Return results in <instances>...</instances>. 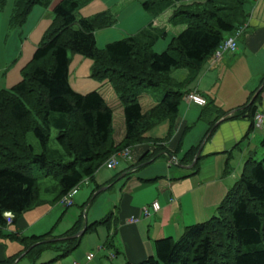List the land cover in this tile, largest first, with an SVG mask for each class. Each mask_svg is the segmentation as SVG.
<instances>
[{
	"label": "trees",
	"instance_id": "1",
	"mask_svg": "<svg viewBox=\"0 0 264 264\" xmlns=\"http://www.w3.org/2000/svg\"><path fill=\"white\" fill-rule=\"evenodd\" d=\"M50 1L13 0L11 21L23 19L33 5L46 8ZM88 1L57 2L52 7L50 24L21 68V78L9 88L0 89V225L6 222L5 212L12 215V220L39 202L41 191L52 194V200L58 201L83 180H93L103 161L121 149L150 143L154 151L149 159L167 154L165 147L173 134L178 106L187 93L180 88L198 75L222 39L243 24L245 6L251 0H204L192 10L177 6L169 21L177 20L184 28L171 37L161 52H154L152 46L165 36V31L150 25L96 48L94 31L110 25L114 18L106 12L77 16V10ZM175 1L145 0L141 6L154 16L174 6ZM67 51L90 58L91 75L106 78L117 95L124 124L118 142L111 137L112 110L101 93L97 90L79 93L70 87ZM180 67L187 69V76L182 82L170 84V70ZM160 83L164 85V93L142 111L139 93ZM262 90L229 117L245 115L252 120ZM209 105L210 101L205 100L199 117L213 108ZM216 112L209 124L225 111ZM161 120L166 121L165 134L147 136L146 131ZM252 126L251 121L250 129ZM29 133L37 142V151L27 140ZM51 139L57 147L49 145ZM259 143L264 148V137ZM197 148V145L189 147L177 164L190 162ZM142 158L138 160L139 166ZM197 168L195 161L191 173ZM39 178L51 180L52 187L41 189ZM109 221L107 213L85 223L83 234L98 225L109 230ZM81 228V219H77L63 231L60 245H56L58 255H65L77 246L80 237L68 236ZM49 234L13 237L22 243L23 255L30 264H36L39 252L56 243L45 240ZM127 264H264V158L244 161L241 173L212 215L185 226L177 239L154 240L151 255Z\"/></svg>",
	"mask_w": 264,
	"mask_h": 264
},
{
	"label": "crops",
	"instance_id": "2",
	"mask_svg": "<svg viewBox=\"0 0 264 264\" xmlns=\"http://www.w3.org/2000/svg\"><path fill=\"white\" fill-rule=\"evenodd\" d=\"M59 1L51 0L47 6L48 9L50 8L52 11V7ZM93 1H88L79 9ZM143 1L145 0H118V5L114 6L120 7L119 12H113L109 7L99 11L109 13L114 21L110 25L95 30L94 40L98 36L103 38L111 34L110 31H114V28L118 30V36L125 37L133 34L135 30L138 31V29L150 25L165 31V36L160 38L163 42H158V47L161 48L163 44L169 42L172 36L184 28V24L177 21L176 18L174 19L177 22L169 21L174 9L180 6L181 9L192 10L204 0H176L174 6L164 9L154 16L142 8ZM245 8L246 16L241 25L243 29L236 38V50L223 52L217 64L212 65L206 60L198 75L180 88L181 91H187V93L194 91L205 98L207 102L210 101L209 106H213V108L205 115L201 113V117H199L203 105L187 102L183 95L181 112L177 111L173 134L166 143L167 154L160 153V155L149 159V154L154 151L153 146L146 143L136 144L129 148L128 159H120L113 168H106L115 169L120 162H124L120 170L112 173L109 177L96 175L95 172L93 180L84 183L92 182L94 185L88 193L72 194L71 205L75 204V201H80V207L84 208L87 215H90L86 223L98 220L104 216L102 214L110 213L108 222L110 231L106 226L98 225L82 234L77 246L72 251L65 255H58L60 251L56 245H60L58 241L62 239L60 235L63 231L51 233L56 222L51 221V216L46 218L53 210L57 209V206L51 204L58 203V201L40 199V203L37 202L22 211L12 220V215L8 212L10 222L0 225V264H26L22 262V258L25 257L22 251L23 245L13 235H41L45 232H50L49 237H53L50 241L56 242L48 248H52L57 254L49 259H42L41 262H37L38 259H36V264H70L73 260L80 264L136 263L153 253L154 240L163 237L177 239L185 226L203 221L208 215L214 213L226 190L238 177H236L237 170L241 166V173L244 161L251 158L256 151L257 139L264 137V85L262 84L264 80V0H251ZM99 12L79 14L80 17H88ZM42 20L43 18H40L31 30L35 37L37 34L39 36L41 32L43 33L50 24L41 23ZM118 20L122 21L121 26L120 23L115 26ZM107 38L109 37H106V40H109ZM186 76L187 72L180 82ZM214 86H217L216 90L212 89ZM260 86L263 92L259 94L256 110H260L263 114L261 126L255 127L253 119L250 120L245 115L229 117L234 110L241 108ZM217 110L225 112L222 115L219 114L213 124H209L208 121L218 114ZM251 121L253 126L250 129ZM196 122L204 123L206 128L204 127L196 135L191 136L198 138L196 143H193L195 141H192L189 136L188 145L184 144L183 147L186 130L189 131ZM242 142L244 145H241ZM196 145L200 151L195 161L200 163H198L195 173H191L192 166L190 168L184 166L189 165L193 158L183 165H178L177 160L182 158L183 153L189 147ZM164 156L168 168L165 172L159 167L146 173L138 172L144 165ZM141 158L140 163H143L139 166L138 160ZM233 158H235L236 170L231 178L229 175L225 177L229 172ZM170 160L175 162L172 164H175L177 168H171L172 164L168 163ZM237 167L239 168L237 169ZM117 175H119L118 178H116ZM115 179L120 181L117 183L119 188L112 204L106 207V203H104L101 205L100 211L97 208L90 211L89 207L96 194L102 190L113 189L116 185L113 183ZM95 186L99 187L94 190ZM84 197H86L85 201ZM81 200L83 201L81 202ZM153 200L159 203L160 208L149 217H141L140 207ZM45 204L51 206L37 208ZM32 208L34 209L30 210ZM82 211L83 209L77 215L76 211H70V217L73 222L81 219L83 227ZM130 216L135 217V220L128 221ZM106 240H110V242L108 243ZM87 253H92V257L87 258Z\"/></svg>",
	"mask_w": 264,
	"mask_h": 264
},
{
	"label": "rangeland",
	"instance_id": "3",
	"mask_svg": "<svg viewBox=\"0 0 264 264\" xmlns=\"http://www.w3.org/2000/svg\"><path fill=\"white\" fill-rule=\"evenodd\" d=\"M117 1L118 0H94L93 2L89 3L85 7H82L81 9H79L76 14L77 16H80L79 13H83V14L95 13V12L103 11L104 9H107L108 7L110 8L111 11L117 13L120 11V7L114 6L115 4L118 5ZM13 12H14L13 0H0V89L9 88L21 78V68L29 61L33 49L35 48L36 44L39 42L43 34L41 32L39 36L37 34V37H35L33 33H31V30L37 24L40 18H43V20L40 21L41 23L47 22L46 25H48V23L51 22V19L53 17V14L50 8L48 9V7L44 8L39 5H33L29 9V11L27 12V14L25 15L23 19L17 21L16 23H13L11 21V15H13ZM121 22H122L121 20H118L115 26H117L118 23H120V26H121L122 25ZM136 31L137 30H135L134 32ZM102 32H106V31H102ZM110 32L111 34L103 38L98 36V38L95 39L96 48L98 49L102 48L103 45L107 43L108 41L120 39L123 37V36H118L117 34L118 30L115 28H114V31H110ZM106 37H109L107 38L109 40H106ZM158 42H163V41L162 39H158L153 44L152 50L154 52H161L167 46L166 45L167 43H165L160 48L158 47ZM222 53L220 54L219 58L215 60L214 62L215 64H217V62L220 60ZM67 57H68L67 81L70 87L74 91L79 92V93H85L91 90H97L103 95L104 101L106 102L108 106L111 107V110H112L111 137L114 141H118L123 135L124 124H123V118H122V112H121L122 106L113 88L108 83L106 78L91 75L92 60L90 58L81 56L79 54H76L70 51H67ZM186 72H187V69L183 67L170 70L168 74L169 79H170L169 80L170 84H172L173 82H174L173 84L180 82V80H182V77ZM163 87L164 85L160 83L157 86L145 88L139 93L138 101L140 103L142 111L146 110L151 105H153L155 102V98L161 96L164 93ZM212 89L216 90L217 86H214ZM262 92L263 90L261 91V93ZM182 100L183 98L180 101L181 105H179V109H178L179 113L181 112V107L183 104ZM204 127L206 128L204 123L202 124L201 122H196L194 126L190 128L189 131L186 130L187 133L185 134L184 132L185 135L183 138V147H184V144L188 145L189 143L188 141H190L189 138L192 135H196L198 131L204 129ZM165 130H166V121L161 120L157 124H155L153 127H151L148 131H146L145 134L150 137H162L165 134ZM178 131L180 130L178 129ZM53 133L54 131L51 132V135H53ZM261 138L262 137H259L257 139L256 151L252 155V159L256 161L262 160L264 158V148L260 146V143H259ZM27 140L29 143H31L34 146L35 151H37L38 150L37 142L30 133L27 135ZM191 140L195 141L193 143H196L198 141V138L191 137ZM49 145L51 147H57L53 139L50 140ZM149 145L151 144L149 143ZM241 145H244V142H242ZM164 157H159L157 160L155 159L152 163L150 164L148 163L147 165H144L142 168L139 169L138 172L139 173L150 172V170L155 167L164 169L163 171L165 172V170H167L168 168H167L166 157L165 158ZM168 163L172 164L175 162L171 161L170 163L168 161ZM123 164L124 162H120L119 165L115 169H106L102 163L101 167L96 171L95 174L104 176V177H109L112 173H115L118 170H120ZM170 166L171 168H177L175 164H172ZM238 168L239 167H237V169ZM235 170H236L235 158H233V160L231 161V166H229V172L225 175V177L229 175V177L231 178ZM240 170H241V166L236 172V177L239 175ZM118 177L119 175L116 176V178ZM119 181L120 180H116V179L114 180L113 183H116V185L113 189L102 190L100 191V193L96 194V196L94 197V200L91 202L92 204L90 205L89 210L92 211L93 208H97L100 211L101 205L102 204L104 205V203H106V207L107 205H111L112 200L114 199L116 193L118 192L119 187L117 183ZM52 183L53 182L49 179H46V180L41 179V178L38 179V185L41 187V189L44 186L52 187ZM93 186L94 185L92 182H88V184L80 183L78 187H76L74 194L80 195L82 193H86V192L88 193L93 188ZM39 199L52 200L53 195L45 194L41 191ZM85 199L86 197L83 198L84 201ZM83 200H81V202ZM74 203L75 204L68 206V207H63L60 203H57V202L54 204H51V205L57 206V209L53 210V212L49 216L48 215L46 216V218L48 217L50 218L51 216V221H54V223L56 222L54 229L51 231V233L52 232L54 234L59 233V232L65 231L67 228L70 227L71 223L73 222V220H71V217H70V211H76V215H77L83 209L82 217L85 216V221L86 222L88 221V218H90V215H87L86 212L84 211V208L80 207V201H75ZM51 205L45 204L37 208H42V207L49 208ZM34 208L30 210H33ZM103 215L105 214H102V216ZM52 239L53 237H50V238H46L45 240H52ZM6 242L8 241L6 240ZM55 254H57V252L54 251L52 248H48V247L44 248L39 252L37 256V259H38L37 262L39 261L41 262L42 259H49L50 257H53ZM22 262H25L26 264H30L29 260L26 257L22 258Z\"/></svg>",
	"mask_w": 264,
	"mask_h": 264
},
{
	"label": "built area",
	"instance_id": "4",
	"mask_svg": "<svg viewBox=\"0 0 264 264\" xmlns=\"http://www.w3.org/2000/svg\"><path fill=\"white\" fill-rule=\"evenodd\" d=\"M243 29V26L237 27L232 33L226 35L222 41L219 43L217 48L213 51V53L209 56L207 59L210 64H215V60L219 58L220 54L222 52H232L236 50V38L241 33ZM184 99L187 102L194 103L196 105L202 106L205 104V98L198 95L194 91L188 92L185 94ZM263 121V114L260 110H256V112L253 115V124L255 127L261 126ZM129 158V149L124 148L122 150H119L111 155H109L104 161L103 166L105 168H113L116 166L118 161L120 159H128ZM171 162V160L169 161ZM87 180H83L82 183H85ZM76 187L72 188L70 191H68L65 195L60 197L58 199V203H60L64 207H68L72 204L71 196L75 192ZM160 208L159 203L156 200L151 201L148 204L142 205L139 209V214L141 217H149L152 213L156 212ZM6 222H10V215L8 212L4 213ZM135 217L130 216L128 218V221H134ZM87 258L92 257V253H87ZM70 264H80L78 261L73 260Z\"/></svg>",
	"mask_w": 264,
	"mask_h": 264
},
{
	"label": "water",
	"instance_id": "5",
	"mask_svg": "<svg viewBox=\"0 0 264 264\" xmlns=\"http://www.w3.org/2000/svg\"><path fill=\"white\" fill-rule=\"evenodd\" d=\"M260 89H261V86H260L259 88H257V90L255 91L254 95H255L256 93H258ZM254 95L252 96V98L254 97ZM252 98L250 99V101L252 100ZM199 151H200V148L198 147V149H197V151H196V153H195V155H194V157H193L192 162H191L189 165L184 166L185 168H190V167L192 166V164H193V162L195 161V159H196V157H197ZM83 222H84L83 227H82L80 230H78L77 232H75L74 234H72V235H70V236H68V237H71V238H73V237H80V236L83 234L84 230H85V223H86V221H85V216H83Z\"/></svg>",
	"mask_w": 264,
	"mask_h": 264
}]
</instances>
